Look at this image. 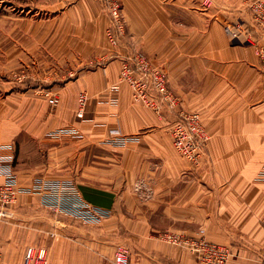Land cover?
<instances>
[{
	"label": "crops",
	"instance_id": "1",
	"mask_svg": "<svg viewBox=\"0 0 264 264\" xmlns=\"http://www.w3.org/2000/svg\"><path fill=\"white\" fill-rule=\"evenodd\" d=\"M208 1L121 0L126 33L115 47L104 37L107 19L97 0L47 2V31L57 36L45 45L53 55L61 46L62 72L73 77L49 88L53 105L40 85L5 95L0 161L24 185L43 166L40 154L48 165L56 148L69 154L72 136L90 142L102 151V165L95 160L93 178L77 188L110 215L83 223L20 193L0 220V264H22L27 248L38 245L46 247L47 264H113L116 245L129 250V264H201L158 237L163 230L195 236L200 228L207 240L231 248L225 264H264V69L253 44L225 31L242 21L263 42L250 25L256 0ZM127 45L164 67L181 106L200 114L209 138L199 166L174 148L175 114L133 102L127 83L118 81ZM115 83L117 101L110 103L103 94ZM80 91L89 94L87 119L74 118Z\"/></svg>",
	"mask_w": 264,
	"mask_h": 264
},
{
	"label": "built area",
	"instance_id": "2",
	"mask_svg": "<svg viewBox=\"0 0 264 264\" xmlns=\"http://www.w3.org/2000/svg\"><path fill=\"white\" fill-rule=\"evenodd\" d=\"M107 14L108 21L104 29L107 42L112 46H120L121 36L125 32V21L121 12L120 0H99ZM210 1L203 0L205 5ZM250 25L259 29L264 38V2L256 0L249 5ZM247 24L236 21L232 28L227 26L228 33L233 38L242 36L244 40L254 45V51L264 69V40L258 42L253 39ZM241 37V38H242ZM118 81L125 82L130 88L131 100L135 103L151 108L156 113L165 109L175 114L169 127L172 142L176 151L184 157L191 166H199L205 153L209 138L197 111L185 109L172 92L168 84V75L164 67L155 65L141 50L130 47L120 62ZM118 83L110 85L104 93L105 100L110 103L117 101ZM48 92V102L53 98ZM89 96L86 92L78 93L75 117L84 119L88 113ZM115 129H111L114 131ZM116 132V131H114ZM116 136L123 138L124 136ZM0 173L4 174V181L0 184V220L7 216L8 206L14 203L20 193L36 195L39 203L50 211L63 213L83 221L98 222L105 218L109 211L101 206H93L85 200L73 184L62 182L56 178L34 177L28 185H20L14 173L4 168L0 161ZM264 177V164L262 172ZM136 185V189H138ZM158 237L177 247L193 253L201 264H225L232 254L228 245L212 242L204 237V229L200 228L197 235H186L174 230H163ZM264 261V248L261 251ZM1 258V256H0ZM112 261L114 264H129V251L123 245H116ZM48 259L43 247H28L23 254L22 264H47Z\"/></svg>",
	"mask_w": 264,
	"mask_h": 264
},
{
	"label": "rangeland",
	"instance_id": "3",
	"mask_svg": "<svg viewBox=\"0 0 264 264\" xmlns=\"http://www.w3.org/2000/svg\"><path fill=\"white\" fill-rule=\"evenodd\" d=\"M49 1L50 0H0V102H2L5 99L6 94L15 92L16 90L21 89L22 87L36 88L40 85L41 89H43L41 94L46 98L48 102V97L44 95L45 92H48L49 97L53 98V103L48 102V104L53 105L56 103V95L53 94L54 93L53 91L50 92L49 88L52 87L53 85L62 84L64 81L73 77L72 76L73 74H70L69 76L68 74L65 75L62 72L65 69V64L67 63L65 64L63 63L61 46L59 47L60 53H56L53 55L50 52H48V46L45 45L47 43V41L45 40L51 39L54 36V32L52 30L51 33L49 34L46 26L47 22L52 21V18L48 20V16H50L51 12L45 8L47 2ZM97 1L99 3L100 10H102V12L104 13L107 19L106 20V25H107V21H108L107 14L102 8L99 0ZM121 12H122V4H121ZM235 23L236 21L232 22L231 24H228L227 26L232 28ZM56 30L60 32L59 38H61L62 37L61 28ZM225 31L229 37L233 38L228 33L227 28ZM125 33H126V21H125V32L121 36V41L119 45H121ZM56 36H54L53 38H55ZM241 37L242 36H239V38H233V39L242 42L245 41L243 37L242 38ZM38 39H40L44 43L41 45L39 44L37 46H32V44L36 43L35 40L37 41ZM61 39L57 40V42L61 43ZM130 47L136 48L133 45H127L128 48L127 51L129 50ZM75 110H74V118H76ZM165 110L168 113L170 112L167 109ZM11 116L13 119H15V121H17L19 120L21 115L15 114V112H13ZM87 118L89 117H87L86 115V118L84 119ZM72 138L73 140L71 141V143H69L70 146L69 154L67 153L65 157L62 156L63 154L60 151V149L56 148V150L58 151L55 152V156L53 158L54 162L53 163L50 162V164L48 163L47 165L46 155L44 157V154H40L39 159L43 161V166L39 168L38 174L34 175V177H43V178L48 177V178L60 179L64 183L73 184L76 188L80 182H84L86 180L93 178L95 160L98 162L97 164H99V166L102 165L101 164V162L103 161V159L101 158L102 151L96 148L95 145L91 144L90 142L84 145L83 141L80 142L78 141L79 140L77 139L78 137L72 136ZM54 144L55 147L60 145L59 143H54ZM98 154H100V156L96 157V155ZM105 161L107 164L110 162L109 158H106ZM32 179H30L29 182L25 183L24 185H28ZM77 190L80 192V194L83 197V194L79 190V188H77ZM88 202L93 204L90 201ZM38 204L39 206L49 210L48 208L41 205V203ZM95 205L96 204H93V206ZM107 210L110 213V210L109 209ZM58 214L65 215L63 213H58ZM109 215L110 214H108L107 216ZM74 219L81 221L83 223L100 222V221L98 222L83 221L78 218H74ZM33 247H43L44 249L46 248L43 245H38Z\"/></svg>",
	"mask_w": 264,
	"mask_h": 264
},
{
	"label": "trees",
	"instance_id": "4",
	"mask_svg": "<svg viewBox=\"0 0 264 264\" xmlns=\"http://www.w3.org/2000/svg\"><path fill=\"white\" fill-rule=\"evenodd\" d=\"M83 197H84L86 200L90 201V202L95 201L93 198L89 197V196L86 195V194H83Z\"/></svg>",
	"mask_w": 264,
	"mask_h": 264
}]
</instances>
